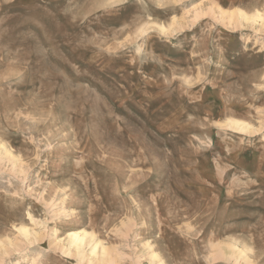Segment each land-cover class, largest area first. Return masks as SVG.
Returning a JSON list of instances; mask_svg holds the SVG:
<instances>
[{
    "label": "rangeland",
    "instance_id": "rangeland-1",
    "mask_svg": "<svg viewBox=\"0 0 264 264\" xmlns=\"http://www.w3.org/2000/svg\"><path fill=\"white\" fill-rule=\"evenodd\" d=\"M240 10L264 0H0V264H264V20Z\"/></svg>",
    "mask_w": 264,
    "mask_h": 264
},
{
    "label": "bare ground",
    "instance_id": "bare-ground-1",
    "mask_svg": "<svg viewBox=\"0 0 264 264\" xmlns=\"http://www.w3.org/2000/svg\"><path fill=\"white\" fill-rule=\"evenodd\" d=\"M239 13L238 14H235L233 17H237L238 19L240 20H246V21H249V20H264V13L260 12V11H256V13L253 15V16H249L248 14H246L245 12H242L241 10L238 11ZM231 127H234L235 129H239L240 131L243 130L242 132L244 131H247L249 130V126L242 123L241 121H230L229 122ZM238 130V131H239ZM250 132V130H249ZM21 230L23 231V233H30L27 231V229L25 227H22ZM27 235V234H25ZM29 235V234H28ZM69 240L71 242V247H74L76 250H80L84 245H86V243L88 241H90V243L92 244L91 246V251H92V254H96V252L98 251V249L100 248V246L102 247V242H97L94 240V237L93 235H91L89 232L87 231H77V232H72L69 234ZM101 254L102 255H105V249L103 247V250H101ZM103 257V256H101ZM105 258V257H104ZM103 258V259H104Z\"/></svg>",
    "mask_w": 264,
    "mask_h": 264
}]
</instances>
